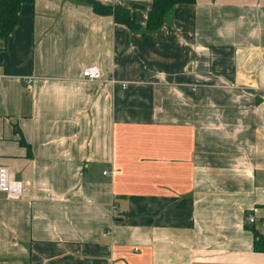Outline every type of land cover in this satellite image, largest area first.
<instances>
[{
	"label": "crops",
	"instance_id": "obj_1",
	"mask_svg": "<svg viewBox=\"0 0 264 264\" xmlns=\"http://www.w3.org/2000/svg\"><path fill=\"white\" fill-rule=\"evenodd\" d=\"M91 1L23 3L0 51V264H264V0Z\"/></svg>",
	"mask_w": 264,
	"mask_h": 264
},
{
	"label": "trees",
	"instance_id": "obj_2",
	"mask_svg": "<svg viewBox=\"0 0 264 264\" xmlns=\"http://www.w3.org/2000/svg\"><path fill=\"white\" fill-rule=\"evenodd\" d=\"M34 0H0V51L6 48L7 39L17 24L18 13L23 3H31ZM195 0H152L147 10V19L145 24L140 25L133 13L138 5L131 8L124 7L120 4H104L99 1H91L93 10L102 16H111L117 23L124 24L130 29H144L146 31H155L159 29L171 9L176 4L194 3ZM19 142L24 144V140L20 137ZM254 242L253 246L256 250H264V231L253 227Z\"/></svg>",
	"mask_w": 264,
	"mask_h": 264
},
{
	"label": "built area",
	"instance_id": "obj_3",
	"mask_svg": "<svg viewBox=\"0 0 264 264\" xmlns=\"http://www.w3.org/2000/svg\"><path fill=\"white\" fill-rule=\"evenodd\" d=\"M113 0H100L101 3L109 4ZM82 76L87 79H97L100 77V71L97 67L88 66L82 71ZM23 191V184L20 180L16 179L12 172L5 166H0V192L4 193L6 198H16L21 196ZM246 220L254 224L256 217L254 214H248ZM264 226V219L262 220ZM107 232H103L106 235Z\"/></svg>",
	"mask_w": 264,
	"mask_h": 264
}]
</instances>
